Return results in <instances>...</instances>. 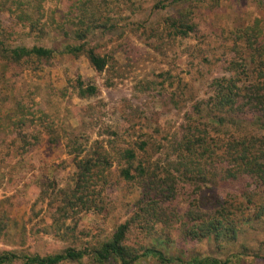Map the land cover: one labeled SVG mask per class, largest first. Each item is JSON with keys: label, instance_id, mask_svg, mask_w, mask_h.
<instances>
[{"label": "rangeland", "instance_id": "374dc122", "mask_svg": "<svg viewBox=\"0 0 264 264\" xmlns=\"http://www.w3.org/2000/svg\"><path fill=\"white\" fill-rule=\"evenodd\" d=\"M88 1L100 4L106 10L104 16L112 18L111 28L98 29L90 39L96 51L110 60L108 71L97 72L84 56L69 55H59L52 65L36 70L0 65V76L7 75L4 96L1 94L5 103L0 105V215L8 216V227L0 233V252L46 256L68 246L95 244L126 220L138 195L135 186L119 183L105 191L103 210L80 214L73 234L54 236L52 191L71 182L74 157L62 133L56 130L50 137L38 118L25 125H12L17 101L33 97V109L48 114L52 126L74 132L85 153L95 149L96 144L110 150L112 146L124 148L145 141L159 148L152 162L163 163L167 145L192 102L205 96L213 77L222 75L216 60L223 58L226 50L222 46L229 44L228 40L223 42L222 32L227 36L233 28L255 18H260L264 26L262 0H206L198 9L197 37L177 38L154 50L148 42L159 43L151 30L169 14L161 8L152 13L159 0H42L41 20L46 24V34L30 33L25 23L4 11H0V33H10L8 40L13 45L59 48L71 43L75 7ZM31 5L33 10L35 2ZM77 79L85 86H96L97 93L78 97L73 91ZM62 89L65 94H61ZM56 138L59 141L53 143ZM118 169L113 163L111 171ZM111 177L113 181L115 174ZM185 191L178 197L181 208L187 206L191 196L190 189ZM220 192L218 188L205 189L203 194L208 202ZM42 194L47 197L42 199ZM70 222L67 225L72 227ZM88 231V237L81 235ZM254 234L256 238L249 237L246 245L237 242L224 252H217L215 245L206 240L195 244L177 242L160 249L167 257L181 258L182 262L176 264H187L191 257L230 258L229 264H264V232L257 228ZM144 244L149 247L151 242ZM243 245L249 248V255L238 260L234 254ZM80 264L90 262L83 259ZM136 264L160 263L143 258Z\"/></svg>", "mask_w": 264, "mask_h": 264}, {"label": "trees", "instance_id": "16d2710c", "mask_svg": "<svg viewBox=\"0 0 264 264\" xmlns=\"http://www.w3.org/2000/svg\"><path fill=\"white\" fill-rule=\"evenodd\" d=\"M205 1L159 0L153 5L152 13L161 8L169 14L159 26L150 29L159 44L148 42V46L156 50L177 38L197 37L198 9ZM31 2H35L33 10ZM41 2L0 0V11L16 16L30 33L43 36L46 24L41 20ZM99 5L88 1L75 7L71 43L59 48L13 45L8 40L10 33H0L1 68L23 65L36 70L42 65H52L59 55H69L84 56L97 72L108 71L110 60L100 55L90 42L95 31L112 27V18L104 16L106 10ZM226 35L222 32L223 42L229 41L222 46L225 55L216 60L220 62L222 75L213 77L205 96L190 105L167 145L164 164L152 162L159 148L145 141L124 148L112 146L110 150L96 144L95 149L85 153L74 132L52 126L48 114L33 109L36 105L33 97L15 103L12 125H25L38 118L50 137H54L56 130L62 133L74 157L71 182L52 191L54 236L73 234L80 214L103 210L105 191L119 183L135 186L138 195L126 220L95 244L68 246L46 256L1 251L0 264H80L83 259H88L90 264H136L143 258L176 264L182 262L181 258L167 257L160 247L168 249L177 242L195 244L206 240L215 245L217 252H224L237 242L246 245L249 237L256 238L257 228L264 232V26L260 18H255ZM5 77V74L0 76V105L5 103L1 98L7 83ZM107 84L111 85L109 79ZM73 91L78 97L87 98L94 96L97 88L85 86L77 79ZM65 92L61 90V94ZM35 141L38 143L39 139ZM58 141V138L52 140ZM113 163L119 166L115 172L111 171ZM112 174H115L113 181ZM215 188L221 192L207 202L204 190ZM186 189L191 190L188 194L191 196L187 206L181 208L178 197L186 194ZM46 197L41 195L42 199ZM69 220L72 227L67 225ZM7 227L8 216L2 214L0 233ZM81 235L88 237L89 231ZM146 241L151 242L149 247L144 244ZM244 245L234 254L238 260L249 255V248ZM230 261V258L191 257L187 264H229Z\"/></svg>", "mask_w": 264, "mask_h": 264}]
</instances>
